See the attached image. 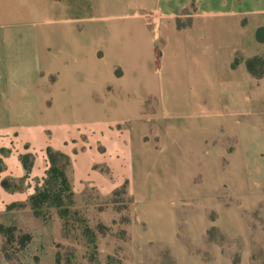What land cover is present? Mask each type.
<instances>
[{
  "label": "rangeland",
  "instance_id": "1",
  "mask_svg": "<svg viewBox=\"0 0 264 264\" xmlns=\"http://www.w3.org/2000/svg\"><path fill=\"white\" fill-rule=\"evenodd\" d=\"M104 1L106 4L99 0L67 3L71 6L69 17L78 19L70 25L79 37H88L86 63L90 70H94L92 66L106 70L107 88L120 81L128 54L123 49V38L118 63L103 43L92 41L100 31L119 29L123 36L125 30L141 28L140 23L147 20L143 31L147 36L158 35L153 41L155 59L148 52L144 55L151 67L159 66L164 27L174 21L180 27L187 24L197 14L201 0H191L177 13L172 12L182 0H154L152 4L145 0ZM164 15L176 19H163ZM66 25L59 22L57 26ZM32 30H38L37 24L27 22L23 50L16 57L9 51L6 59L11 66L10 77L23 80L28 88L27 82L39 77L36 72L41 71L42 82L53 86L58 76L43 71L49 51L43 40H35L34 46ZM246 67L256 75L248 62ZM91 82L90 79L86 84V102L82 103L80 114L77 115L78 100L72 98L67 102L73 117L44 118L52 101L48 86L43 88L46 108L41 111V120L44 118L56 127L45 128L42 138L23 141L19 134L9 140L1 137L0 264H224V257L231 264H264V204L241 213L237 224L240 235L230 236L210 227L199 242L194 222L200 215L199 198L178 196L176 190L167 188L169 182L178 178L192 179L194 169L200 171L202 167L193 165V160L185 162L176 155L168 156V147L176 149L181 140H201L198 133L185 134L176 126L198 123L179 116L177 109L169 111L173 118L162 114L160 99L153 94L144 96L145 100L127 103L134 115L114 119L98 115L97 89ZM224 135L218 133L217 140ZM231 140L234 147L238 140L235 133ZM261 150L264 145L253 153L259 155ZM50 151L68 178L72 196L64 197L62 207L43 204L37 214L31 200L47 188L53 164ZM260 155L264 159V152ZM220 200L234 203L236 198ZM205 214L212 222L218 215L214 209ZM168 235L176 240L169 244Z\"/></svg>",
  "mask_w": 264,
  "mask_h": 264
},
{
  "label": "crops",
  "instance_id": "2",
  "mask_svg": "<svg viewBox=\"0 0 264 264\" xmlns=\"http://www.w3.org/2000/svg\"><path fill=\"white\" fill-rule=\"evenodd\" d=\"M190 1L182 0L172 13ZM99 3L106 4L104 0ZM198 7L187 24L180 27L174 21L164 27L159 66L151 67L144 55L148 52L155 59L153 41L158 35L147 36L143 31L147 20L140 23L141 28L125 30L123 36L119 29L100 31L92 41L103 43L118 63L123 38V49L128 54L124 68L118 66L124 72L120 81L106 88V70L96 66L90 70L86 63L88 37H79L70 25L78 19L69 17L71 6L67 0H0V140L2 136L9 140L18 134L23 141L42 138L45 128L56 127L45 122V117H73L66 107L70 99L79 101L77 115L80 114L90 79L98 91L97 114L112 119L136 114L128 104L157 95L162 114L173 118L169 111L177 109L179 116L198 123L176 128L185 134L198 133L201 140H181L176 149L168 147L170 155L167 154L202 166L200 171L194 169L192 179L184 176L167 185L178 196L199 198L200 215L194 220L196 240L202 241L210 227L230 236L240 235L237 224L241 213L264 204V159L260 158L264 150L259 155L253 153L264 145V71L255 66L256 75H252L246 67V62L256 57L264 59V0H201ZM165 18L176 19L173 15H164ZM27 22L38 26L37 31H31L33 44L43 40L49 51L43 71L58 76L53 86L42 82L41 71L36 72L39 77L27 82L28 88L23 80L10 77L11 66L6 58L9 51L16 57L23 50ZM59 22L67 27L60 28ZM46 86L52 106L41 120V111L46 108ZM86 107L90 109L87 103ZM221 132L226 136L217 140ZM234 133L238 140L233 147ZM222 197L236 200L225 203ZM208 209L218 213L213 222L206 217ZM166 238L169 244L176 240L172 235ZM223 261L231 264L226 257Z\"/></svg>",
  "mask_w": 264,
  "mask_h": 264
},
{
  "label": "trees",
  "instance_id": "3",
  "mask_svg": "<svg viewBox=\"0 0 264 264\" xmlns=\"http://www.w3.org/2000/svg\"><path fill=\"white\" fill-rule=\"evenodd\" d=\"M257 62L260 72L264 71V59L256 57L248 61V66L251 71H254V67L257 66ZM236 62H234V65ZM50 157L52 159V167L49 172V178L47 179V188L44 192H40L38 195L32 197V205L36 209L37 214H39V207L43 204H50L56 207H62L64 202V197L71 198L72 192L69 185L68 178L65 172L59 168L55 163V155L50 151ZM3 229V227H2ZM9 229V232H12L13 229Z\"/></svg>",
  "mask_w": 264,
  "mask_h": 264
}]
</instances>
